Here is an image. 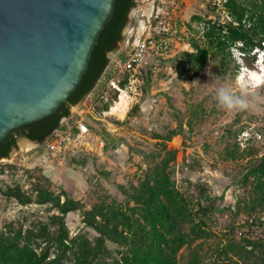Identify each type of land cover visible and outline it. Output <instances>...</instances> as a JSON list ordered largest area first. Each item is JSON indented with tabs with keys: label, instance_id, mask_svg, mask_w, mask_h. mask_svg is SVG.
I'll use <instances>...</instances> for the list:
<instances>
[{
	"label": "rangeland",
	"instance_id": "obj_1",
	"mask_svg": "<svg viewBox=\"0 0 264 264\" xmlns=\"http://www.w3.org/2000/svg\"><path fill=\"white\" fill-rule=\"evenodd\" d=\"M222 6L223 0H154L153 9L160 13L150 30L156 47L130 87L129 74L121 72L125 42L148 24L143 7L135 9L128 36L94 90L70 114L73 121L78 114L97 116L91 135L57 156L37 143L0 160V230L7 232L11 225L23 234H40L48 225L46 231H56L50 222L62 215L64 190L77 204L65 219L70 237L76 239L74 248L94 245L102 236L97 227L103 225L100 220L97 226L89 222L95 195L122 208L134 207L145 223L143 204L135 194L149 180L162 191L160 202L171 205L172 237L179 245L176 264H225L239 257L256 263L254 244H264V175L257 179L252 171L264 158V101L251 110L229 112L218 105L215 93L231 84L237 94L246 86L264 97V63L258 54L245 58L238 47L230 53L210 48L207 64L198 72L186 54L194 51L193 41L207 46L205 23L224 21ZM112 79L126 81L123 92L110 86ZM120 95L124 99L119 111L101 115L110 106L102 97L118 102ZM94 100L95 113L83 114ZM38 170L53 182L48 202L23 204L8 194L9 189H20L25 197H35L36 178L31 176ZM120 231L127 233L122 226ZM104 238L110 261L127 251V244ZM51 252L54 258L55 249ZM65 263L78 264L74 251Z\"/></svg>",
	"mask_w": 264,
	"mask_h": 264
},
{
	"label": "trees",
	"instance_id": "obj_2",
	"mask_svg": "<svg viewBox=\"0 0 264 264\" xmlns=\"http://www.w3.org/2000/svg\"><path fill=\"white\" fill-rule=\"evenodd\" d=\"M135 6V0H118L115 18L103 32L93 53L89 71L78 89L54 115L11 133L0 146V160L10 156L21 137L43 144L59 128L62 120L70 116V107L84 101L94 90L109 65L107 54L118 49V43L122 41V31ZM222 11L226 15L224 21L210 19L205 23L203 38L207 46L203 47L193 41L194 51L186 53L189 63L198 72L205 68L210 48L221 53H230L234 47H238L245 58L256 56L258 51L264 49V0H223ZM125 83L124 80L121 84L124 86ZM260 161L261 164L252 171L257 179L264 175V158ZM31 177L36 178L32 188L37 192L35 197H25L20 189H9L8 194L17 197L23 204L48 202L51 197L50 188L53 186L51 179L42 174L41 170L32 172ZM163 182L164 179L161 178L160 183ZM61 194L65 197V201L59 205L62 215L50 222L54 227L57 226L56 231H46L48 225L40 234L31 231L23 234L22 229L14 231L11 225L7 232L0 230V264H66L65 259L69 258L71 251L76 253L78 264H176L175 255L179 245H175L172 237L175 224L171 205L165 201L160 202L162 191L152 186L151 181L148 180L142 191L137 190L135 194L139 198L136 199L143 204L141 210L145 223L136 217L137 211L134 207L122 208L116 203L108 202L106 196L96 194L88 218L91 225L97 226L100 221L103 223L102 227H97L102 236L96 239L94 245L84 243L77 250L74 248L76 239L70 237L65 222L67 214L77 204L73 203L66 191H61ZM120 226L127 233L120 231ZM104 235H108L115 242L127 244L128 249L120 259H108ZM52 248L56 253L54 258L50 257ZM252 253L256 254L253 255L257 259L255 264H264L263 243H255ZM225 262L250 264L244 257Z\"/></svg>",
	"mask_w": 264,
	"mask_h": 264
},
{
	"label": "water",
	"instance_id": "obj_3",
	"mask_svg": "<svg viewBox=\"0 0 264 264\" xmlns=\"http://www.w3.org/2000/svg\"><path fill=\"white\" fill-rule=\"evenodd\" d=\"M153 2L136 0L123 39L136 8L143 7L149 23ZM117 4L118 0H0V146L11 133L42 122L69 100L89 71ZM80 104L71 106L70 114ZM36 144L19 138L7 159Z\"/></svg>",
	"mask_w": 264,
	"mask_h": 264
},
{
	"label": "built area",
	"instance_id": "obj_4",
	"mask_svg": "<svg viewBox=\"0 0 264 264\" xmlns=\"http://www.w3.org/2000/svg\"><path fill=\"white\" fill-rule=\"evenodd\" d=\"M150 1V0H147ZM151 16V21L143 27V31H139L135 34H132V37L129 42V38L126 40V49H125V61L121 67V72L129 74L127 81L132 84L138 82V74L140 73L141 68L146 63L147 55L156 47V40L152 34L151 27L152 22H155L160 19V13L154 11ZM129 44V45H128ZM114 90L118 92H123L121 88V83L116 82L114 79L108 82ZM121 95L119 96V98ZM105 104H110L108 109H103L100 114L105 116L110 114L113 110V105L111 101L115 102L112 98L102 97ZM117 102H115V105ZM97 101H91V103L82 111L83 114H92L96 111ZM86 110V113H85ZM100 116V115H99ZM88 115L78 114L77 119L72 120L74 117L69 116L66 118L59 128H57L42 144L45 151L53 156H57L59 153H65L69 150H73L74 147H77L78 143H82L84 139L89 137L92 133L91 123L94 120H99L97 116H92L90 118ZM73 121V122H72ZM100 147H104V141L102 139L98 140ZM74 146V147H73Z\"/></svg>",
	"mask_w": 264,
	"mask_h": 264
},
{
	"label": "clouds",
	"instance_id": "obj_5",
	"mask_svg": "<svg viewBox=\"0 0 264 264\" xmlns=\"http://www.w3.org/2000/svg\"><path fill=\"white\" fill-rule=\"evenodd\" d=\"M215 99L220 107L229 112H240L253 109L258 103L264 101L256 92H250L245 86L237 94L231 84L221 85L217 88Z\"/></svg>",
	"mask_w": 264,
	"mask_h": 264
},
{
	"label": "bare ground",
	"instance_id": "obj_6",
	"mask_svg": "<svg viewBox=\"0 0 264 264\" xmlns=\"http://www.w3.org/2000/svg\"><path fill=\"white\" fill-rule=\"evenodd\" d=\"M123 99H124V96L121 95V97L119 98V101L117 102V104L113 106V110H112V112H111L110 114L113 115L114 113H116L117 111H119V107H118V106H120V105L123 103ZM32 147H33V146H32ZM32 147H28V148H25V149H22V150H23V151H28V150H30Z\"/></svg>",
	"mask_w": 264,
	"mask_h": 264
},
{
	"label": "flooded vegetation",
	"instance_id": "obj_7",
	"mask_svg": "<svg viewBox=\"0 0 264 264\" xmlns=\"http://www.w3.org/2000/svg\"><path fill=\"white\" fill-rule=\"evenodd\" d=\"M135 2H136V0H135ZM131 13V12H130ZM129 18H130V14H129ZM129 22V21H128ZM128 24V23H127ZM126 27V26H125ZM125 27H124V29H125ZM124 29H123V31H122V40H123V37H124V34H123V32H124ZM120 43V42H119ZM118 43V44H119ZM112 51H110V52H108V54H107V56L109 57V54L111 53ZM35 142V141H34ZM38 143V142H37Z\"/></svg>",
	"mask_w": 264,
	"mask_h": 264
}]
</instances>
